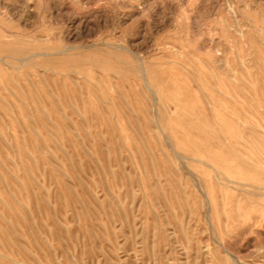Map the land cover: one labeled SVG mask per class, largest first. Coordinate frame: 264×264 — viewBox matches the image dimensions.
<instances>
[{
  "label": "rangeland",
  "instance_id": "1",
  "mask_svg": "<svg viewBox=\"0 0 264 264\" xmlns=\"http://www.w3.org/2000/svg\"><path fill=\"white\" fill-rule=\"evenodd\" d=\"M0 264H264V0H0Z\"/></svg>",
  "mask_w": 264,
  "mask_h": 264
},
{
  "label": "bare ground",
  "instance_id": "2",
  "mask_svg": "<svg viewBox=\"0 0 264 264\" xmlns=\"http://www.w3.org/2000/svg\"><path fill=\"white\" fill-rule=\"evenodd\" d=\"M13 47H15V46H13ZM16 50H17V49H16ZM16 50H15V51H16Z\"/></svg>",
  "mask_w": 264,
  "mask_h": 264
}]
</instances>
